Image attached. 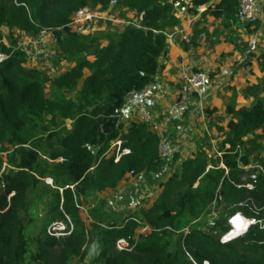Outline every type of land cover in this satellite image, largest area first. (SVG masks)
<instances>
[{"label": "trees", "instance_id": "trees-1", "mask_svg": "<svg viewBox=\"0 0 264 264\" xmlns=\"http://www.w3.org/2000/svg\"><path fill=\"white\" fill-rule=\"evenodd\" d=\"M111 1L0 2V36L2 27L31 36L55 31L59 52L74 63L66 73L52 78L38 68H27L23 51L2 46L7 57L0 62V152L13 149L8 162L15 170L1 172L0 160V180L5 185L0 194V264L84 260L91 231L78 207L81 199L89 192L115 189L129 175L156 174L170 161L160 159L159 134L139 120L132 121L120 139L129 153L118 161L114 155L104 156L119 135L120 111L129 95L153 83L161 68L159 59L167 53V34L180 23L171 0H117L124 14H143L139 26L124 25L119 34L106 30L104 37L90 30L79 33L69 26L79 9L89 6L107 11ZM194 3L202 5L208 0ZM238 9L239 0H219L203 14L236 21ZM252 57L264 74V48ZM47 86L52 89L51 97L46 96ZM245 93L254 98L250 107L236 110L234 101L227 106L230 119L221 156L208 161L206 150L199 148L142 211V221L151 228L148 234L135 239L137 219L121 225H94L101 246L98 257L104 264H264V156L253 171L245 169L251 153L264 152V143L259 142L264 139V76ZM205 111L213 112L208 107ZM34 120L55 126L62 123L34 138L29 127ZM247 183L253 188L248 189ZM206 207H216L223 214L209 231L192 227L185 234L183 230ZM239 212L257 223L222 243L221 236L231 230L228 217ZM60 217L67 234H47L50 219ZM177 232L180 235L174 239ZM117 239H125L132 251L118 250Z\"/></svg>", "mask_w": 264, "mask_h": 264}, {"label": "rangeland", "instance_id": "rangeland-1", "mask_svg": "<svg viewBox=\"0 0 264 264\" xmlns=\"http://www.w3.org/2000/svg\"><path fill=\"white\" fill-rule=\"evenodd\" d=\"M258 4V11L264 17V0H258ZM114 16L120 21L132 19L131 17H127L117 6L111 10L108 18L112 19ZM261 23L260 19H256L252 24L246 26V28L248 31L257 30V28L261 27ZM124 25L122 23L107 21V19H103L102 21L96 19L93 23L86 24L85 30L86 32L87 30H91L89 32L96 37H104L106 30H109L111 34L118 33L120 29H123ZM58 39L59 35L55 31L31 36L18 30H9L2 27L0 36V62L7 57L1 51L2 46L15 48L24 52L25 66L27 68H38L52 78L59 77L66 73L74 63L61 55L58 50ZM88 74L89 71L86 70V75ZM82 81V79L79 81V87L82 85ZM51 90L50 86L46 87L45 93L47 97H51ZM206 107L204 104L202 108H199L192 102L179 117H171L167 112L163 115L164 117L166 116L169 124L175 127V130L171 133L169 132L170 127L167 126L161 130L155 128V131L161 135L162 139H165L171 146L176 148V151L172 159L169 162H164L156 174L143 173L135 177L129 175L120 182L117 188L102 192H89L81 199L78 207L86 225L91 231V235L86 247L87 254L85 259L79 260L74 258L69 264H104L98 257L101 246L95 239V224L106 227L112 223L121 225L129 219H137L140 223L135 239L139 240L141 235L148 234L151 228L142 221V211L149 208L159 196L163 184L173 176L179 174L181 163L187 158L194 157L199 148L206 150L208 161H211L216 155L221 156L222 150L225 149L224 140L226 138L225 131L228 118L224 117L222 120L213 117L208 120V114L205 111ZM133 114H136L135 110ZM155 121L157 125H162V123L158 122L157 117H155ZM61 123V121H58L56 126ZM65 123L68 128H71L72 122L70 120H67ZM30 125L31 134L34 138L48 131H53L56 127L54 123H49L45 120H34ZM128 126L129 124L126 121L121 120L119 135L115 141L110 143L104 156L110 158L120 152L121 145H119V141ZM257 134L261 135L262 132L258 131ZM259 142L264 143V139H261ZM6 149L8 152H0V160H3L1 172L15 170L8 162V156L13 149ZM263 156L264 152L251 153L249 163L245 169L253 171ZM47 182L51 183L50 178L47 179ZM222 214V211H219L216 207H206L201 211L198 218L183 231L185 234H188L192 227L209 231L215 220ZM223 217L226 218L224 215ZM229 218L227 219L228 223H230ZM64 228L65 222L62 217L51 218L47 223L46 232L49 235L59 237L67 234ZM179 235L180 232L174 233L173 238L175 239Z\"/></svg>", "mask_w": 264, "mask_h": 264}, {"label": "crops", "instance_id": "crops-1", "mask_svg": "<svg viewBox=\"0 0 264 264\" xmlns=\"http://www.w3.org/2000/svg\"><path fill=\"white\" fill-rule=\"evenodd\" d=\"M98 12L103 16L110 15L107 11ZM203 13L204 11L189 12L167 34V53L159 59L161 68L152 83L165 93L157 103L146 100L151 113L162 123H156L157 130L167 126L170 127L169 132L175 130L163 115L174 104L183 75L192 70L215 73L200 94L204 104L213 111L211 115H207L208 120L213 117L230 119L226 115V109L232 101L236 110L250 107L254 98L247 96L245 89L263 80L264 74L259 72L256 58L252 57L257 56L264 48L263 14L259 11L257 14V19L262 21L261 27L248 31L246 25L229 20L224 15ZM126 15L135 17V13L131 11H127ZM180 30L191 36L189 44L182 41ZM194 98L198 100V96ZM134 110L136 114H133ZM120 112L121 120L128 124L138 120L137 101L130 98Z\"/></svg>", "mask_w": 264, "mask_h": 264}, {"label": "built area", "instance_id": "built-area-1", "mask_svg": "<svg viewBox=\"0 0 264 264\" xmlns=\"http://www.w3.org/2000/svg\"><path fill=\"white\" fill-rule=\"evenodd\" d=\"M219 0H208V3L202 5H195L194 0H171L173 5V13L176 18L180 19L185 15L189 14L190 9L197 11H206L210 5H214ZM117 5V0H112L107 12L111 13V10ZM259 10L258 0H239V9L235 15L236 22H239L243 25H246L249 22H252L257 19V14ZM96 19L112 21L115 23H122L125 25H135L139 26L140 22L143 19V14H140L138 17H132V19L120 21L115 16L108 18V16H103L101 12H98L97 9H92L89 6H85L78 11H76L72 18L69 26L72 30L83 33L85 31V25L91 22H94ZM48 31H43V33ZM182 41L189 44L191 42V36L186 33L184 30H180ZM211 80L210 73L205 70H192L182 77V82L178 88L176 100L174 104L167 110V114L171 117H179V115L186 109L192 102L197 107L202 108L204 105L203 99L201 98V91L206 88L208 83ZM164 91L158 89L156 86L150 84L141 92H133L129 95V99L133 98L137 101L138 109V120L144 124L150 125L153 129L156 128V121L153 113L149 110L146 100H153L155 103L158 102L159 98L164 95ZM194 94H197L198 100H195ZM194 98V99H193ZM128 99V100H129ZM120 152L115 155V161H118L121 155L129 153L127 148H122V141H119ZM176 148L171 146L165 139L161 138L159 144L160 159L171 160L173 154L175 153ZM259 169L263 170L262 167L258 166ZM252 179H256V174L251 175ZM51 181V180H50ZM52 183V182H51ZM4 183L0 180V194L2 189H4ZM248 189H252L253 185L247 183L245 185ZM13 193L8 195V200ZM232 229L222 236L221 242L226 243L235 237L242 235L248 231L251 225L256 224L257 221L254 218H248L242 213H235L229 218ZM236 223L243 226L242 230L239 233L234 232L236 229ZM116 248L118 250L132 251V248L129 246L128 242L125 239L116 240Z\"/></svg>", "mask_w": 264, "mask_h": 264}, {"label": "bare ground", "instance_id": "bare-ground-1", "mask_svg": "<svg viewBox=\"0 0 264 264\" xmlns=\"http://www.w3.org/2000/svg\"><path fill=\"white\" fill-rule=\"evenodd\" d=\"M242 226L240 225V224H238V223H236V226H235V230H238V229H240Z\"/></svg>", "mask_w": 264, "mask_h": 264}]
</instances>
